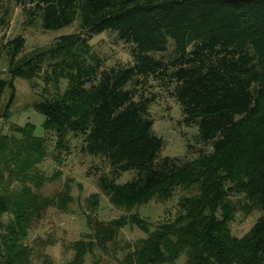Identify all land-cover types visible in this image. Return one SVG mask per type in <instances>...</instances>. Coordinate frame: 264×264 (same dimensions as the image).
<instances>
[{"label":"trees","instance_id":"1","mask_svg":"<svg viewBox=\"0 0 264 264\" xmlns=\"http://www.w3.org/2000/svg\"><path fill=\"white\" fill-rule=\"evenodd\" d=\"M13 1L26 24L38 19L56 30L80 22L76 31L28 53L20 35L4 45L0 101L8 89L6 107L17 77L43 71L55 91L32 103L44 116V135L30 121L0 133V264H36L26 237L55 203L38 191L44 177L37 165L51 138L61 152L71 134L82 137L83 153L110 166L97 185L115 206L131 209L169 199L181 186L196 188L179 199L174 219L153 228L135 213L131 219L146 235L117 264H174L182 254L185 264H264V0ZM1 11L3 20L2 0ZM103 31L130 44L129 62L108 65L92 50L89 41ZM170 44L167 58L153 54ZM161 92L179 103L184 125L197 127L187 143L191 157L161 153L164 140L150 112ZM128 170L135 171L132 178L118 182ZM238 210L259 211L241 236L229 225ZM122 226L88 225L95 236L73 241L66 264H83L95 244ZM42 257L40 264H55Z\"/></svg>","mask_w":264,"mask_h":264},{"label":"rangeland","instance_id":"2","mask_svg":"<svg viewBox=\"0 0 264 264\" xmlns=\"http://www.w3.org/2000/svg\"><path fill=\"white\" fill-rule=\"evenodd\" d=\"M8 13L4 16L0 12V75L4 76L8 59L6 46L12 38L20 35L24 38L22 53H28L38 47L50 45L57 36L74 32L78 29L79 18L72 24L56 30H48L41 26L40 20L33 24L24 22L25 16L21 7L13 0H2ZM92 50L104 58L106 64L115 62H129L130 44L119 40L112 31H103L94 35L89 41ZM172 51V44L166 52L153 53L156 57L167 58ZM45 70V69H44ZM45 73L31 78L17 77L14 80L15 90L13 99L8 107L10 91L5 89L0 101V133L12 134L11 123L20 124L30 121L34 124V133L44 135L42 126L44 116L32 108V103L49 95L55 88L44 79ZM49 83V84H48ZM155 84V83H154ZM64 82L59 90H63ZM154 89L158 90L156 85ZM7 109V110H5ZM8 112V115H3ZM153 118V130L164 140L162 155L193 156L187 150V143H193L197 133L194 125L186 126L182 123V113L179 103L165 93H159L158 99L150 106ZM69 149L57 152L54 149V139L48 142V154L37 165L44 177V182L38 191L41 195L52 198L55 203L49 205L42 217L33 223L29 229L26 242L32 246V260L40 264L46 254L55 264H66L73 255L70 244L80 238L94 237L95 230L88 225H123L116 229V233L104 244L94 245L83 264H117L116 258H121L127 251L128 245L138 242L145 232L131 217L136 213L140 219L153 228L159 222L174 219L179 210V199L196 192L195 187H178L173 195L166 200L151 199L147 203L136 205L131 209L115 206L102 193L97 185V178L101 173L108 174L110 166L99 157L91 156L80 150L82 137L70 135ZM134 170L123 172L117 179L124 182L132 178ZM58 201V205L56 204ZM258 210L250 213L238 210L229 223L232 234L241 236L249 230L257 217ZM8 214H4L6 219ZM42 255V256H41ZM174 264H185L182 254Z\"/></svg>","mask_w":264,"mask_h":264}]
</instances>
